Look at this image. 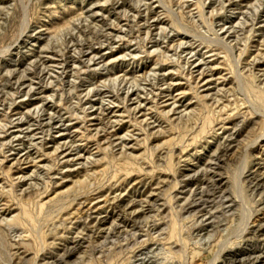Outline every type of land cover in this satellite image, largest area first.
I'll use <instances>...</instances> for the list:
<instances>
[{"label":"rangeland","instance_id":"374dc122","mask_svg":"<svg viewBox=\"0 0 264 264\" xmlns=\"http://www.w3.org/2000/svg\"><path fill=\"white\" fill-rule=\"evenodd\" d=\"M263 81L264 0H0V264L264 258Z\"/></svg>","mask_w":264,"mask_h":264},{"label":"bare ground","instance_id":"6f19581e","mask_svg":"<svg viewBox=\"0 0 264 264\" xmlns=\"http://www.w3.org/2000/svg\"><path fill=\"white\" fill-rule=\"evenodd\" d=\"M125 6V5H124ZM136 14V13H135ZM145 15V14H144ZM137 16V15H136ZM93 17V16H92ZM126 20V19H125ZM159 21V20H158ZM146 23V22H145ZM159 23V22H158ZM149 24V23H148ZM244 25V24H243ZM103 27V26H102ZM130 27V26H129ZM235 27V26H234ZM233 27V28H234ZM236 27H238V26H236ZM235 27V28H236ZM107 28V27H106ZM147 28V27H146ZM234 28V29H235ZM134 29V28H133ZM232 29V28H231ZM243 30V29H242ZM242 30H240V31H242ZM141 31H142V29H141ZM239 31V32H240ZM107 32V31H106ZM121 32V31H120ZM124 32V31H123ZM153 32V31H152ZM110 33H107V35H109ZM230 34V33H229ZM113 35V34H112ZM93 36V35H92ZM132 36V35H131ZM240 36V35H239ZM136 37V36H135ZM138 39V38H137ZM169 39V38H168ZM83 42V41H82ZM104 43V42H103ZM77 45V44H76ZM107 47H108V45H107ZM182 47V46H181ZM79 48V47H78ZM93 48V47H92ZM91 48V49H92ZM71 49H73V48H71ZM70 49V50H71ZM181 49V48H180ZM190 51V50H189ZM192 52V51H191ZM190 52V53H191ZM72 53V52H71ZM97 54V53H96ZM181 54V53H180ZM185 54V53H184ZM192 54H194V53H192ZM191 54V55H192ZM196 55V54H195ZM189 56V55H188ZM194 56V55H193ZM190 57H192V56H190ZM195 57V56H194ZM74 58V57H73ZM71 59V58H70ZM60 60V59H59ZM63 60V59H62ZM74 60V59H73ZM76 60V59H75ZM74 60V61H75ZM79 60H81L80 58H79ZM67 61H68V59H67ZM57 62V61H56ZM80 62V61H79ZM93 62V61H92ZM186 62V61H185ZM49 63V62H48ZM89 63V62H88ZM252 63V62H251ZM60 64V63H59ZM63 64V63H62ZM66 65V64H65ZM82 65V64H81ZM252 65H253V63H252ZM47 66V65H46ZM83 66V65H82ZM255 66V65H254ZM253 67V66H252ZM105 69V68H104ZM211 71H213V70H211ZM190 72V71H189ZM199 72V71H198ZM193 74V73H192ZM210 74V73H209ZM212 74V73H211ZM30 75V74H29ZM28 75V76H29ZM65 75V74H64ZM32 76V75H31ZM47 76V75H46ZM49 76V75H48ZM42 78V77H41ZM44 78V77H43ZM61 78V77H60ZM62 78H63V76H62ZM263 78V77H262ZM33 80V79H32ZM60 80V79H59ZM164 80V79H163ZM13 81V80H12ZM35 81V80H34ZM63 81V80H62ZM157 81V80H156ZM164 82V81H163ZM264 82V81H263ZM27 84V83H26ZM66 84V83H65ZM166 84V83H165ZM262 84V83H261ZM154 86H155V84H154ZM4 87H5V85H4ZM77 87V86H76ZM41 88V87H40ZM169 88H170V86H169ZM1 89V88H0ZM42 89V88H41ZM171 90H172V88H170ZM102 90V89H101ZM126 91V90H125ZM145 91V90H144ZM151 91H152V89H151ZM158 91V90H157ZM160 91V90H159ZM24 92V91H23ZM37 92V91H36ZM121 92V91H120ZM155 92V91H154ZM19 93V92H18ZM88 93V92H87ZM108 93V92H107ZM128 93V92H127ZM170 93V92H169ZM110 94V93H109ZM135 94H136V92H135ZM182 94V93H181ZM15 95V94H14ZM103 95V94H102ZM129 95V94H128ZM142 95V94H141ZM159 95V94H158ZM162 95H164V93L162 94ZM217 95V94H216ZM17 96V95H16ZM20 95H18V97H19ZM98 96V95H97ZM111 96H112V94H111ZM138 96V95H137ZM145 96V95H144ZM166 96V95H165ZM178 96H179V94H178ZM15 97V96H14ZM82 97H83V95H82ZM100 97V96H99ZM98 97V98H99ZM102 97H104V96H102ZM152 97V96H151ZM216 97V96H215ZM118 98V97H117ZM158 98V97H157ZM169 98V97H168ZM94 99V98H93ZM95 99H96V97H95ZM107 99V98H106ZM136 99V98H135ZM174 99V98H173ZM182 99V98H181ZM14 100V99H13ZM18 100V99H17ZM109 100V99H108ZM112 100H113V98H112ZM137 100V99H136ZM139 100H140V98H139ZM138 100V102H140ZM81 101V100H80ZM90 101V100H89ZM104 101H105V99H104ZM173 101V100H172ZM180 101V100H179ZM102 102H103V100H102ZM107 102V101H106ZM159 102V101H158ZM170 102V101H169ZM15 103V102H14ZM89 103V102H88ZM151 103V102H150ZM178 103V100L176 99L174 102H173V105L175 106L176 104ZM216 103V102H215ZM4 104V103H3ZM80 104V103H79ZM167 105V104H166ZM154 106V105H153ZM159 106V105H158ZM157 106V107H158ZM81 107V106H80ZM84 107V106H83ZM138 107V106H137ZM149 107H151V106H149ZM46 108V107H45ZM86 108V107H85ZM81 109V108H80ZM87 109V108H86ZM85 109V110H86ZM153 109V108H152ZM156 109V108H155ZM100 110V109H99ZM107 110V109H106ZM221 110V109H220ZM155 111V110H154ZM171 111V110H170ZM16 112V111H15ZM18 112V111H17ZM179 112V111H178ZM87 113V112H86ZM19 114V113H18ZM110 114V113H109ZM141 114V113H140ZM147 114V113H146ZM11 115H12V113H11ZM21 115V114H20ZM131 115V114H130ZM18 116V115H17ZM86 116H88V115H86ZM139 116V115H138ZM143 116H144V114H143ZM147 116V115H146ZM180 116V115H179ZM107 117V116H106ZM99 118V117H98ZM148 118V117H147ZM27 119V118H26ZM62 119V118H61ZM112 119V118H111ZM10 120H11V118H10ZM63 120V119H62ZM86 120H88V119H86ZM153 120H155V119H153ZM23 121V120H22ZM102 121V120H101ZM100 121V122H101ZM14 122V121H13ZM86 122V121H85ZM97 122V121H96ZM111 122V121H110ZM139 122V121H138ZM156 122V121H155ZM158 122V121H157ZM223 122V121H222ZM227 122V121H226ZM46 123V122H45ZM91 123V122H90ZM106 123V122H105ZM115 123V122H114ZM140 123V122H139ZM224 123V122H223ZM31 124V123H30ZM29 124V125H30ZM62 124V123H61ZM60 124V125H61ZM89 124V123H88ZM95 124V123H94ZM111 124V123H110ZM157 124V123H156ZM159 124V123H158ZM9 126H10V124H8ZM85 125H86V123H85ZM150 125H152V124H150ZM154 125V124H153ZM31 126V125H30ZM45 126V125H44ZM43 126V127H44ZM98 126V125H97ZM100 126H101V124H100ZM12 127V126H11ZM16 127V126H15ZM32 127V126H31ZM106 127V126H105ZM160 127V126H159ZM12 128H14V127H12ZM67 128V127H66ZM65 128V129H66ZM89 128V127H88ZM87 128V129H88ZM108 128V127H107ZM114 128V127H113ZM135 128V127H134ZM16 129V128H15ZM28 129V128H27ZM49 129V128H48ZM47 129V130H48ZM104 129V128H103ZM115 129H116V127H115ZM114 129V130H115ZM1 130H2V128H1ZM19 130H21V129H19ZM110 130V129H109ZM40 131V130H39ZM98 131V130H97ZM105 131V130H104ZM149 131V130H148ZM4 132V131H3ZM10 132V131H9ZM23 132V131H22ZM25 132V131H24ZM36 132V131H35ZM117 132V131H116ZM6 133V132H5ZM34 133V132H33ZM103 133V132H102ZM105 133H106V131H105ZM104 133V134H105ZM110 133V132H109ZM6 134H8V133H6ZM70 134V133H69ZM3 135V134H2ZM45 135V134H44ZM129 135H130V133H129ZM17 136V135H16ZM21 136V135H20ZM26 136V135H25ZM28 136V135H27ZM36 136V135H35ZM70 136V135H69ZM108 136V135H107ZM7 137V136H6ZM12 137V136H11ZM23 137V136H22ZM29 137V136H28ZM87 137V136H86ZM99 137V136H98ZM111 137V136H110ZM126 137H127V134H126ZM4 138V137H3ZM96 138V137H95ZM94 138V139H95ZM43 139V138H42ZM67 139V138H66ZM74 139V138H73ZM84 139V138H83ZM99 139V138H98ZM98 139H95L96 140V142H98ZM125 139V138H124ZM6 140V139H5ZM10 140H11V138H10ZM64 140V139H63ZM88 140V139H87ZM109 140V139H108ZM111 140V139H110ZM118 140H120V141H122V139L120 138V139H118ZM20 141V140H19ZM73 141V140H72ZM1 142V141H0ZM5 142V141H4ZM24 142V141H23ZM32 142V141H31ZM41 142V141H40ZM102 142V141H101ZM105 142H106V140H105ZM116 142V141H115ZM114 142V143H115ZM119 142V141H118ZM123 142V141H122ZM2 143V142H1ZM11 143V142H10ZM22 143V142H21ZM107 143V142H106ZM14 144V143H13ZM24 144V143H23ZM73 144V143H72ZM98 144V143H97ZM96 144V145H97ZM102 144V143H101ZM117 144V143H116ZM122 144V143H121ZM18 145V144H17ZM20 145V144H19ZM70 145V144H69ZM99 145V144H98ZM68 146V145H67ZM89 146V145H88ZM2 147H5V146H2ZM6 147H7V144H6ZM72 147V146H71ZM78 147V146H77ZM112 147H113V145H112ZM119 147V146H118ZM57 148H59V147H57ZM74 148V147H73ZM76 148V147H75ZM78 149V148H77ZM124 149V148H123ZM55 150V149H54ZM82 150V149H81ZM67 151V150H66ZM57 153V152H56ZM72 153V152H71ZM226 153V152H225ZM183 154V153H182ZM63 155V154H62ZM69 155V154H68ZM26 157V156H25ZM5 158V157H4ZM28 159V158H27ZM19 160V159H18ZM38 161V160H37ZM22 162V161H21ZM29 162V161H28ZM24 163V162H23ZM62 164V163H61ZM64 164V163H63ZM33 165V164H32ZM35 166V165H34ZM65 167V166H64ZM68 167V166H67ZM18 168V167H17ZM22 169V168H21ZM57 169V168H56ZM55 169V170H56ZM20 170V169H19ZM13 171V170H12ZM259 176V175H258ZM262 176H264V175H262ZM68 177V176H67ZM259 178V177H258ZM263 179L264 178H261L260 177V179H259V181L258 182H261V181H263ZM263 183V182H262ZM252 185V184H251ZM254 185V184H253ZM257 185V184H256ZM213 189L212 190H210V191H202V193H200L199 194V196H200V198H201V200H199V202L198 203H194L193 204V208L194 207H201V206H206L211 200L210 199H212V197L216 194V190H218L219 188H218V186H217V184L216 185H213ZM257 188V187H256ZM260 188V187H259ZM262 188H263V185H262ZM262 190V189H261ZM217 195V194H216ZM215 195V196H216ZM102 197V196H101ZM97 198V197H96ZM117 198V197H116ZM99 199V198H98ZM214 199V198H213ZM108 200V199H107ZM115 200V199H114ZM117 200V199H116ZM115 200V201H116ZM96 201V200H95ZM114 201V202H115ZM106 202V201H105ZM87 203H88V201H87ZM80 204H82V203H80ZM92 204V203H91ZM82 206V205H81ZM116 206L117 207H119L117 204H116ZM116 206H114V207H116ZM82 207H84V205L82 206ZM96 208V207H95ZM95 208H94V210H95ZM113 208V207H112ZM92 209V208H91ZM119 209V208H118ZM2 210V209H1ZM90 210V209H89ZM87 211V210H86ZM3 213V212H2ZM89 213H90V211H89ZM202 213V212H201ZM82 214V213H81ZM115 214V213H114ZM80 215V214H79ZM73 216V215H72ZM86 216V215H85ZM205 218V217H204ZM96 219H98V218H96ZM97 224V223H96ZM90 226V225H89ZM89 226L87 227V228H89ZM94 226H96V225H94ZM99 227V226H98ZM95 228V227H94ZM93 229V228H92ZM81 242V241H80ZM74 244V243H73ZM78 244V243H77ZM233 260V259H232ZM264 258L263 257H258V258H255L254 260H252V259H249L248 260V264H264ZM233 261H236V260H233ZM144 262V261H143ZM240 262V261H239ZM148 264V263H147ZM241 264V263H240Z\"/></svg>","mask_w":264,"mask_h":264}]
</instances>
